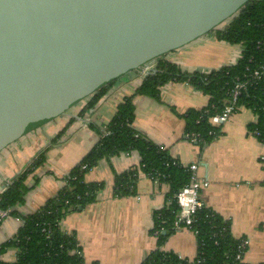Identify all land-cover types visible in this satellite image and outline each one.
Listing matches in <instances>:
<instances>
[{"label": "crops", "instance_id": "obj_1", "mask_svg": "<svg viewBox=\"0 0 264 264\" xmlns=\"http://www.w3.org/2000/svg\"><path fill=\"white\" fill-rule=\"evenodd\" d=\"M242 49L238 44L219 40L215 31L163 58L177 63L184 71L209 72L234 64ZM156 64L157 61L152 62L149 68L157 70ZM143 79V72L127 74L108 85L93 108L86 109L90 97L67 115L26 134L0 152L1 191L41 150L49 147L46 164L37 172L39 183L16 206L22 215L32 214L58 194L65 185V176L99 141L118 105L126 96L135 94ZM208 103L209 96L191 84L170 81L162 87L159 100L134 96V128L181 164L198 163L199 174L210 181L201 194L205 206L229 222L234 237L248 239L246 264L264 263V143L249 131L258 116L250 108L239 107L231 119L220 125V135L202 145L187 138L183 116ZM53 125L54 131L49 132ZM66 125L65 133L52 144ZM41 133H46L42 142L37 141ZM140 161L136 151L99 161L86 174L87 181L103 184L97 200L69 211L61 220L62 231L78 238L88 264H141L158 249V239L151 230L155 212L169 204V185L140 173L134 194L114 195L116 175L138 168ZM22 224L18 217L3 219L0 247L14 238ZM161 249L189 261L198 255L196 236L186 229L170 234ZM16 257L17 249L13 247L0 255L5 262H14Z\"/></svg>", "mask_w": 264, "mask_h": 264}, {"label": "trees", "instance_id": "obj_2", "mask_svg": "<svg viewBox=\"0 0 264 264\" xmlns=\"http://www.w3.org/2000/svg\"><path fill=\"white\" fill-rule=\"evenodd\" d=\"M216 37L242 46L241 56L234 64L209 72H189L173 61L159 59L156 64L157 72L147 75L135 94L126 96L118 105L115 115L106 126L108 134L102 133L99 141L65 176L64 187L57 195L49 198L43 207L29 215H22L16 209L28 192L39 183L37 172L46 164L49 147L41 150L9 180L0 194V211H7L8 216L18 217L23 224L14 238L0 247V255L11 247L16 248V260L5 262L0 259V264H88L78 238L75 234L63 232L60 222L69 211L97 200L103 184L86 180V174L93 166L103 159L133 151L138 152L141 157L140 166L116 175L115 196L134 194L140 173L165 182L170 187L167 196L169 204L155 212L154 227L151 230L158 239V249L151 252L141 264H190L188 260L165 252L161 247L168 236L176 231L174 216L179 210L176 194L190 182L192 173L161 145L134 128V96L138 94L159 100L162 87L170 81L189 83L204 92L209 96L208 105L200 110L190 109L183 117L187 135L193 132L200 134L206 143H198L205 145L221 133L220 126L212 124V117L219 114L230 101L231 90L238 80H246L248 84L237 104L239 107L250 108L258 116L257 122L249 125V131L264 143V0L249 2L224 29L216 31ZM255 71H259V76L254 75ZM109 86L95 93L86 109L93 108ZM68 126L58 133L52 144L62 137ZM211 131L215 133L211 134ZM84 165L85 168H82ZM197 217L195 227L199 230L197 238L205 251V263L238 264L235 256L241 238L233 236L229 222L208 207L200 211Z\"/></svg>", "mask_w": 264, "mask_h": 264}, {"label": "water", "instance_id": "obj_3", "mask_svg": "<svg viewBox=\"0 0 264 264\" xmlns=\"http://www.w3.org/2000/svg\"><path fill=\"white\" fill-rule=\"evenodd\" d=\"M251 1L0 0V152Z\"/></svg>", "mask_w": 264, "mask_h": 264}, {"label": "built area", "instance_id": "obj_4", "mask_svg": "<svg viewBox=\"0 0 264 264\" xmlns=\"http://www.w3.org/2000/svg\"><path fill=\"white\" fill-rule=\"evenodd\" d=\"M148 66L144 71V78L151 74L153 69L149 68ZM255 76H259V71H255ZM248 82L238 80V82L235 84V86L231 90V99L227 102L224 109L214 117H212L211 122L215 126H220L224 122L228 121L233 117V115L239 110V106L237 104L239 96L242 94L243 89L246 87ZM211 134H214V131L210 132ZM108 134V131L106 130L104 132V135ZM187 138L191 141H204L206 143V140L200 136V134L197 133H191L187 135ZM189 170L191 171V180L188 184H186L177 194H176V200L177 204L179 206V210L176 212L174 216V225L176 230L177 229H186L192 232L196 236V245L198 247V255L197 257L188 262L190 264H206L205 259V251L204 248H202V242H200L197 238V235L199 233V230L195 227V224L198 220V213L202 211L206 206L201 198L202 190L210 185V181L208 178L203 177L199 174V165L198 163H193L190 165H187ZM85 168V165L82 167ZM6 187H3L0 191L1 192ZM8 216L7 211H0V224L3 222V219ZM214 236H217L215 234ZM248 239L242 237L240 241L238 242L237 246V253L235 256V261L238 262V264H245L244 262V254L248 247ZM182 259V258H181Z\"/></svg>", "mask_w": 264, "mask_h": 264}, {"label": "rangeland", "instance_id": "obj_5", "mask_svg": "<svg viewBox=\"0 0 264 264\" xmlns=\"http://www.w3.org/2000/svg\"><path fill=\"white\" fill-rule=\"evenodd\" d=\"M48 131H49V132L54 131V125H53L52 127H49ZM45 134H46V133H44V134L41 133V134L39 135L37 141H41V142L44 141Z\"/></svg>", "mask_w": 264, "mask_h": 264}]
</instances>
